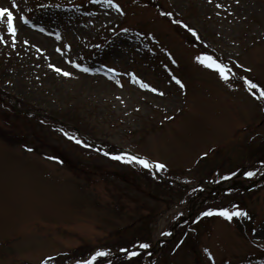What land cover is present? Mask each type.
I'll list each match as a JSON object with an SVG mask.
<instances>
[{"label":"rangeland","instance_id":"obj_1","mask_svg":"<svg viewBox=\"0 0 264 264\" xmlns=\"http://www.w3.org/2000/svg\"><path fill=\"white\" fill-rule=\"evenodd\" d=\"M79 1L66 8L16 0L15 47L6 17L0 20L6 41H0V264H40L52 256L60 262L136 238L156 241L192 198L200 210L195 217L221 207L248 216L202 217L189 233L165 241L155 264H264V180L219 197L213 187L193 196L181 183H174L181 190L167 189L150 167L113 158L146 155L165 164L168 174L159 173L175 182L206 183L215 170L224 177L237 167L240 173L256 168L247 181L264 175V98L244 81L264 87V0H159L229 62L227 80L194 59L207 53L205 43L161 16L150 0H114L122 14L106 0ZM128 73L159 91L140 87ZM16 101L23 103L19 110ZM57 121L75 123L91 141L110 146H90Z\"/></svg>","mask_w":264,"mask_h":264},{"label":"snow or ice","instance_id":"obj_2","mask_svg":"<svg viewBox=\"0 0 264 264\" xmlns=\"http://www.w3.org/2000/svg\"><path fill=\"white\" fill-rule=\"evenodd\" d=\"M106 2L114 7L118 12H121L122 14V8L121 5L119 3H114V0H106ZM211 2V0H210ZM236 3H239V0H236ZM19 6L16 3V0H10V6L9 7H4V6H0V20H2L3 18L6 17V21H7V33L10 34L11 36V40H12V46L15 47V41H16V32H17V28L15 26L14 20V9H17ZM216 7L218 8H226L229 7L226 4H220L217 3ZM162 15L165 16H172L173 13L172 12H166V13H162ZM18 18L21 21L24 22H29L28 21V17L24 16L22 13L18 14ZM175 23L182 25L183 28H185L189 33L192 34V36L196 37V39H199V35L197 34V30L190 27L187 23H185L182 20H178L175 21ZM58 35V34H57ZM0 41L6 42L5 41V37L3 33H0ZM25 44L28 43L27 40L24 41ZM58 51L60 49H57ZM194 59L204 65L205 67L211 68L216 70L220 77L224 80H227L229 78V72H230V68L227 64L222 63L221 61H219L217 58H215L214 56L208 55L206 52L201 53L200 55H197L196 57H194ZM172 63H176L175 60L172 61ZM77 68L82 67L80 64H76L75 65ZM50 67H53L55 69V71L62 73L65 76H70L71 73L68 71H65L59 67H57L56 65H50ZM241 67H243V65H241ZM84 71H89V69L85 68ZM112 71H115V69H112ZM250 71V69H249ZM127 75H129L132 79L133 82L138 83L140 85V87L145 88V89H149L152 92H158L159 90L156 87H153L151 84L146 83L144 80H142L140 77L136 76L135 73H128ZM172 80H174L181 88H184L185 85L182 83V81L180 79H178L175 75H172L171 77ZM244 81L246 83V85L248 86V90L249 92H251V94L256 97L257 96V92L254 91V89H259V97L258 98H264V87H261L260 83H254L252 79H249L248 77L244 78ZM117 83H119V81H117ZM160 95H163V93L161 92ZM67 135V133H65ZM73 139H75V137H73ZM81 142V141H78ZM29 151H31V149H29ZM106 155H112L111 153H105ZM201 155H206V153H201ZM53 159H56V157H52ZM113 158L118 159V160H124L125 162L128 163H132V162H138L139 164L143 165L145 168H149L151 167L153 164L155 165V167L157 169H164L166 168V165L160 162H150L148 159H146L143 156H136V155H130L128 153H120V154H116L113 156ZM261 163H264V161H261ZM245 176L251 177L253 175H255V173L253 171H245L243 173ZM234 175V173H228V176H232ZM222 178H226V177H222ZM213 215H219L221 217H224L226 220L228 221H232L234 219V217H247L248 213L243 210V209H239V208H234V210H230L229 208H207L205 211H201L199 213V215L196 216V221H200L202 217H209V216H213ZM253 232H255L256 230L253 228L252 229ZM161 235L164 236H170L171 232L169 231H165L163 233H161ZM182 243V241L178 242L176 244V246L172 249V252L175 253L179 247L180 244ZM150 247V244L148 242H141V241H136L135 245H132V250H129L128 248H122L120 249V251L125 252L127 254L128 257H135L138 255V250L139 249H148ZM205 252H208V249H204ZM108 255V250L107 249H97L94 252H92V254L87 258V259H77L75 261V264H94V261H97L98 258L101 257H107ZM209 258L211 259V253L208 252ZM50 258L46 257L45 260H42L40 262V264H46V261L49 260ZM108 264H111V261H108ZM214 264V261H213ZM225 264H227V262H225Z\"/></svg>","mask_w":264,"mask_h":264},{"label":"trees","instance_id":"obj_3","mask_svg":"<svg viewBox=\"0 0 264 264\" xmlns=\"http://www.w3.org/2000/svg\"><path fill=\"white\" fill-rule=\"evenodd\" d=\"M150 2L158 9V11L160 12V13H166V12H172L173 13V15L172 16H167L168 18H170V19H179V17H177L175 14H174V12L173 11H171V10H168V9H165L164 8V6L159 2V0H150ZM56 3H60V1H57ZM64 4V3H63ZM67 6H69L70 4L69 3H65ZM60 5H62V4H60ZM165 16V15H164ZM184 21V20H183ZM3 94H5V93H3L2 91H0V96L1 97H5V95H3ZM7 95V94H6ZM19 104H20V106H21V104L23 105V103H21L20 101H19ZM37 114V113H36ZM36 114H34V113H32L31 115H29V116H38V115H36ZM83 119V118H82ZM57 124L59 125V126H61V127H63V128H66L68 131H75L76 129H79L78 127H76L77 125L74 123H72V125L71 126H65L64 124H61V123H59V122H57ZM81 129V128H80ZM12 141H17L15 138H12ZM225 174H227V173H225ZM228 176V175H227ZM162 183V182H161ZM163 184V183H162ZM163 185H165L166 186V188L167 189H169V190H172V189H174V187L175 186H173V185H171V184H166V183H164ZM177 188V187H176ZM180 189V188H179ZM181 190V189H180ZM196 190V188H194V189H190V190H188L190 193H193L194 191ZM180 231H181V229H180ZM141 241V242H148L150 245H151V243H152V241L150 240V239H140V238H136V239H134L131 243H128V244H117V245H113V249H115V250H119L120 251V249H122V248H128L129 250L130 249H132V245H135L136 244V241ZM98 249H106V248H98ZM108 250V249H107ZM81 254H79V255H77V256H80ZM143 255H144V253L143 252H141V250L139 249L138 250V255L137 256H135V257H128L127 256V254H124V255H121V256H118L115 252H114V250H108V255H107V257H101V258H98L97 259V261H94V264H108V261H111V264H122V261L121 260H123V261H130V260H139V258H140V256H142L143 257ZM140 260H139V264H140ZM47 264H67V261L65 262V260L64 261H56V260H52L51 259V261L50 262H48Z\"/></svg>","mask_w":264,"mask_h":264}]
</instances>
